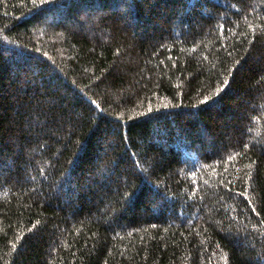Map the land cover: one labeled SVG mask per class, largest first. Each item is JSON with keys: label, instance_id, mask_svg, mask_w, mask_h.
I'll list each match as a JSON object with an SVG mask.
<instances>
[{"label": "trees", "instance_id": "obj_1", "mask_svg": "<svg viewBox=\"0 0 264 264\" xmlns=\"http://www.w3.org/2000/svg\"><path fill=\"white\" fill-rule=\"evenodd\" d=\"M0 264H264V0H0Z\"/></svg>", "mask_w": 264, "mask_h": 264}, {"label": "snow or ice", "instance_id": "obj_2", "mask_svg": "<svg viewBox=\"0 0 264 264\" xmlns=\"http://www.w3.org/2000/svg\"><path fill=\"white\" fill-rule=\"evenodd\" d=\"M225 83H227V82H225ZM207 99V98H206Z\"/></svg>", "mask_w": 264, "mask_h": 264}]
</instances>
